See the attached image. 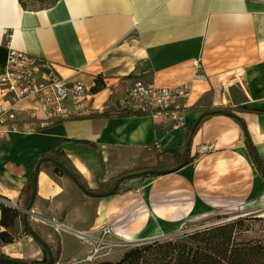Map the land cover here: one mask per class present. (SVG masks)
<instances>
[{
	"label": "crops",
	"instance_id": "obj_1",
	"mask_svg": "<svg viewBox=\"0 0 264 264\" xmlns=\"http://www.w3.org/2000/svg\"><path fill=\"white\" fill-rule=\"evenodd\" d=\"M9 47L34 56L43 73L83 83L92 112L0 139V196L11 207L42 154L60 141L79 181L96 191L128 169H156L157 160V170L176 167L171 152L206 112L228 109L241 118L264 165V0H58L40 9L0 0V72ZM196 63L204 79L193 83L184 127L158 126L141 115L104 116L135 80L181 86ZM190 140L189 164L126 181L124 193L106 198L85 194L43 164L31 225L51 242L60 237V262L68 264L94 246L80 234L96 238L102 225L121 237L153 240L196 212L264 208V178L238 120L212 115ZM21 224L18 218L14 228ZM34 252L44 253L40 246Z\"/></svg>",
	"mask_w": 264,
	"mask_h": 264
},
{
	"label": "built area",
	"instance_id": "obj_2",
	"mask_svg": "<svg viewBox=\"0 0 264 264\" xmlns=\"http://www.w3.org/2000/svg\"><path fill=\"white\" fill-rule=\"evenodd\" d=\"M195 68L191 81L177 87L135 80L126 88L119 108L148 116L158 126L184 127L193 83L204 79L200 63ZM90 99L91 92L83 83L68 84L54 71L43 73L34 56L9 47L6 69L0 72V139L10 133L41 132L67 120L88 116L92 113ZM0 205L10 203L0 196ZM98 232L101 242L105 235L112 234L108 225H102ZM80 235L93 239L88 234ZM103 247L94 245L85 261L96 259Z\"/></svg>",
	"mask_w": 264,
	"mask_h": 264
},
{
	"label": "trees",
	"instance_id": "obj_3",
	"mask_svg": "<svg viewBox=\"0 0 264 264\" xmlns=\"http://www.w3.org/2000/svg\"><path fill=\"white\" fill-rule=\"evenodd\" d=\"M23 8L31 9L26 4V0H19ZM58 0H55L52 4ZM46 6V7H49ZM43 8V7H42ZM40 9V8H38ZM224 114L231 116L238 120L243 127L244 133L249 141L250 152L253 160L258 166V169L264 178V165L261 157L259 156L256 148L250 141L249 133L246 129L244 121L236 117L230 110H220L216 112H206L202 114L192 125L186 137L181 144V146L171 152L175 165H182L187 152L188 143L191 139V129L196 126V130L200 127L205 119L212 115ZM137 115L130 111L122 110L117 105L112 108L109 112L105 113L104 116L107 118H124ZM66 141H60L55 145L49 147L38 160V162L44 158L48 157L56 162L64 164L70 171L74 173L76 178L79 177L75 174L74 164L71 159L67 156L64 151V145ZM88 145L97 148L96 144L88 143ZM156 169H161L159 165L161 162L159 160ZM192 160L187 159V164ZM36 163V165L38 164ZM54 167L56 173L60 175H65L64 172L55 164L50 162L46 163ZM152 169L150 167L138 168V169H128L121 173L120 175L111 178L104 186V184H99V190L102 187H107L111 189L115 182L129 174L136 172H141L144 170ZM34 174V173H33ZM33 174L30 176L25 186L23 187L18 200V207L14 208L7 205H0L1 209V220L0 225L5 228L4 231L0 232V240L4 244H10L14 241L12 237L11 230L14 229L16 220L18 218H23V209H25L29 203L31 192H32V179ZM157 175H153L155 177ZM151 177L149 175L143 176L142 178ZM134 179V178H133ZM131 179H126L123 181L118 191L122 188L126 181ZM118 193V192H117ZM36 203V201H35ZM34 203V205H35ZM245 220L234 221L230 223H225L218 226L203 228L196 230L191 233H176L166 239H153L145 241L139 245L131 247L123 257L116 261H102L95 264H264V237L260 236L258 238H248L242 237L241 230L236 229L238 225H243ZM248 221L255 225H261L264 230V218H250ZM39 235L48 243L53 251L55 263L61 261V242L58 239V243L51 242L45 234L38 228H35ZM27 233V230L25 229ZM28 234V233H27ZM45 257L43 261H47V253L44 251ZM6 256V255H2ZM75 264V263H68Z\"/></svg>",
	"mask_w": 264,
	"mask_h": 264
},
{
	"label": "rangeland",
	"instance_id": "obj_4",
	"mask_svg": "<svg viewBox=\"0 0 264 264\" xmlns=\"http://www.w3.org/2000/svg\"><path fill=\"white\" fill-rule=\"evenodd\" d=\"M55 0H26V4L31 9H38L42 7L49 6ZM142 181L144 180L141 179ZM107 187H102L101 190L96 191H107ZM120 193H124L126 189L120 190ZM137 194L141 193V189L135 190ZM264 218V208H254V207H241L232 210H206L202 212H196L190 216L186 221L177 225L174 229L170 230L169 234L165 237L158 239H166L171 237L176 233H191L196 230L203 228L213 227L222 225L225 223H230L239 220H245L243 225H238L236 227L237 231L241 230L242 237L248 238H258L260 236L264 237V230L261 225H255L248 221L250 218ZM36 228V227H34ZM39 229V228H38ZM28 233V232H27ZM25 232V227L23 224L19 225V228H14L11 230L12 237L14 241L10 244H4L0 240V255H6L13 258H19L27 260L30 262H42L44 260L45 254H36L34 249L39 245L31 238L29 234ZM60 240V237L58 236ZM58 239L54 243H58ZM83 241H90L93 245H102L103 249L98 253L97 258L91 262H86L85 258L82 261L72 262L75 264H95L102 261H113L116 262L120 260L125 252H127L131 247L139 245L145 241L152 239H142V238H125L114 234L112 231L111 235H105L102 239L100 232H97V237L93 239L81 238ZM95 241V242H94ZM97 242V243H96ZM86 257V256H85ZM56 264H65L59 262ZM67 264V263H66Z\"/></svg>",
	"mask_w": 264,
	"mask_h": 264
},
{
	"label": "water",
	"instance_id": "obj_5",
	"mask_svg": "<svg viewBox=\"0 0 264 264\" xmlns=\"http://www.w3.org/2000/svg\"><path fill=\"white\" fill-rule=\"evenodd\" d=\"M196 130V126H194L191 129L190 135L191 138ZM191 141V140H190ZM190 150V143L187 147V152L185 155V159L182 165L167 169V170H157V169H148L144 170L141 172H136L133 174H129L128 176L122 177L118 179L113 187L107 191H94L91 190L87 187H85L74 175L72 171H70L67 167L64 166V164L56 162L48 157L42 158L38 164L35 167L34 174H33V179H32V192H31V197L29 200V203L25 209H23V224L25 229L27 230L28 234L31 236V238L42 248L43 251L47 253V261H42V262H30L27 260L19 259V258H13L9 256H2L0 255V264H56L53 251L48 245V243L39 235V233L36 231V229L31 225L30 223V218L34 216V203L37 198V191H38V179H39V174L41 170V166L47 162H50L52 164H55L58 166L64 174L69 177L75 184L80 188L85 194L96 197V198H106L115 195L118 192L120 184L125 181L127 178L128 179H133V178H142L143 176H153V175H161V174H170L174 173L178 170H180L183 166L186 165L187 159H188V153ZM14 208H19L18 205L14 204L12 205Z\"/></svg>",
	"mask_w": 264,
	"mask_h": 264
}]
</instances>
